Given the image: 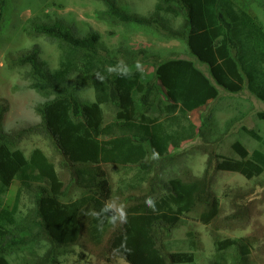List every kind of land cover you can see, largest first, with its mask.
Returning a JSON list of instances; mask_svg holds the SVG:
<instances>
[{"label": "trees", "instance_id": "16d2710c", "mask_svg": "<svg viewBox=\"0 0 264 264\" xmlns=\"http://www.w3.org/2000/svg\"><path fill=\"white\" fill-rule=\"evenodd\" d=\"M96 1L103 4L94 11L97 19L130 25L135 32L183 39L190 53L209 66L218 85L238 91L246 78L248 88L264 101V27L254 14L235 8L231 0H155L153 10L145 15L127 11V4L119 0ZM257 4L264 10V0H257ZM4 6L5 0H0V17ZM22 28L29 37L41 36L56 44L60 55L52 69L41 59L38 44L6 59L8 68L20 70L29 88L47 99L34 106L39 115L34 123L5 130L3 116L9 105L0 98V264H9L8 256L20 250L21 244L41 238L47 248L33 264H59L58 255L78 244L99 247L107 264L116 259L128 264L187 263L193 260L191 254L167 251L163 243V236L182 214L203 205L199 218L213 229L242 228L248 222L250 211L243 198L249 190L230 188L224 194L231 209L223 221L222 207L211 185L216 173L224 170L251 180L258 177L264 172L261 149L248 154L234 141L237 158L210 157L203 174L191 180L158 179L159 196L155 195L156 183L150 182L154 179L148 175L152 170L146 162L148 146L153 153L164 154L170 141L176 146L192 136L185 131L175 132L173 139L162 135V116L176 110L185 114L218 94L190 59L161 60L147 48L127 46L120 52L127 55L124 62L131 66L142 59L139 55L149 52L154 74L146 81L137 70L121 77L107 71L119 59L110 52H100V34L95 29L80 33L71 23L47 13L28 17ZM84 86L93 89V100L79 93ZM207 121L214 126L210 118L205 119L199 133H203L202 127L212 129L205 125ZM33 136H40L51 147L52 159L39 145L27 152L20 146ZM111 164L136 168L135 178L122 190V194L127 192L123 203L128 213L126 224L113 225L101 212L113 196L111 177L104 167ZM146 181L149 187L144 190L142 183ZM14 182L17 187L9 194ZM72 186L82 192L69 201L64 197ZM23 194L31 203L24 216L17 207ZM149 197L156 202V212L145 204ZM93 212L104 218L102 226ZM214 241L218 250L232 248L230 264H246L251 244L258 242V237L247 234L219 241L214 235ZM222 258L217 252L209 264H223Z\"/></svg>", "mask_w": 264, "mask_h": 264}, {"label": "rangeland", "instance_id": "374dc122", "mask_svg": "<svg viewBox=\"0 0 264 264\" xmlns=\"http://www.w3.org/2000/svg\"><path fill=\"white\" fill-rule=\"evenodd\" d=\"M119 1L127 4L124 6L127 11L143 15L153 10L155 4V0ZM231 1L235 8L240 7L254 14L256 20L264 27V10L257 4V0ZM102 7L103 4L96 0H5L3 14L0 17V98L5 99L9 105V109L3 116L5 130L34 123L39 119L34 106L47 99L34 89L29 88L28 80L24 78L20 70L10 69L6 64L8 57H13L18 51L29 49L33 44H38L41 59L51 69L57 66L60 55L58 46L41 36L29 37L22 28L28 17L45 16L47 13L51 17H60L69 24L71 23L80 33L90 28L97 30L100 34L98 44L100 52H110L119 60L127 57L126 53H120L127 46L147 48L150 53L161 60L173 57L190 59L217 88V96L195 110L187 111L185 114H180L176 110L172 114L167 113L162 116V121L164 120L162 135H171L173 139L175 132L185 131L186 134L191 133L192 136L180 140L176 146H173L170 141L168 150L164 154L153 153L148 146L149 154L146 156V162L152 165V170L148 175L154 179L150 182L156 183L154 185L156 187L155 195H162L161 188L156 182L158 179L168 180L172 177H179L191 180L203 174L210 157L211 159L215 156L237 158L238 156L232 148L234 141H239L246 148L248 154H251L255 149L264 151V116L259 115V113H264V101L260 100L248 88L246 78H244V84L240 90L229 91L215 82L209 66L190 53L183 39H169L161 35L145 34L143 31L135 32L131 30L130 25L108 24L97 19L94 15V11ZM178 21V19L175 20L174 25ZM118 49L119 52H117ZM149 52L144 53L145 57L139 55L142 59H138L143 66L139 71L143 81L153 78L154 74L153 57ZM150 58L151 60H149ZM135 64L129 66L131 71L136 70ZM259 65L263 67L262 63ZM241 66V62H239L240 71ZM79 93L87 100L94 98L93 89L90 86L82 87ZM163 94L164 89L161 87L160 95ZM104 111L110 115L109 110L104 108ZM208 118L213 121L214 126L211 127L207 121L205 125L212 129L208 130L206 127H202L203 133H199V127ZM248 131L256 133L260 138H256ZM35 145L41 146L48 157L52 159L54 153L51 147L40 136L24 139L20 144L26 152ZM104 167L111 177L113 187V196L107 201V204L124 203L127 192L122 194V190L131 178H135L133 176L136 172L135 166L131 169H125L123 166L119 168L116 164ZM147 184V181L142 183L144 190L148 189ZM16 187L17 183L14 182L9 194H13ZM211 187L221 204L223 221H225L224 216L231 209L224 194L230 188L235 190L237 187H242L246 191L249 190L243 198V203L248 206L250 211L248 222L242 228L213 229L211 224L203 223L200 220L199 215L203 205H198L196 210L182 214L176 226L163 236V243L167 251L187 252L192 255L191 262L178 264H209L214 262L217 252L223 255L221 263L230 264L232 248L218 250L214 235L217 240L224 241L249 234L256 235L258 242H252L251 254L246 264H264V172L251 180L238 172L219 171L216 173ZM81 192L72 186L64 198L70 201ZM4 196L5 194L2 195V197ZM30 206L29 198L23 194L17 204L22 216ZM193 240L194 243H192ZM21 247L20 250L14 251L8 256L9 264H33L32 261L44 253L47 243L42 238L29 239L25 244H21ZM57 260L59 264H99L101 262L107 264L100 254L99 247H85V245L79 244L70 246L60 253ZM108 264L128 263L123 259H116Z\"/></svg>", "mask_w": 264, "mask_h": 264}, {"label": "clouds", "instance_id": "9594fccd", "mask_svg": "<svg viewBox=\"0 0 264 264\" xmlns=\"http://www.w3.org/2000/svg\"><path fill=\"white\" fill-rule=\"evenodd\" d=\"M142 67L141 62L137 61L135 64L136 70L141 71ZM107 71L110 73L115 72L121 77H127L131 74L129 66L123 60H119L115 66H109ZM97 75L101 80L104 78L99 74ZM145 204L153 212L157 211L156 202L151 197L146 199ZM101 212L104 214V218H107L109 223H112L113 225L117 223L126 224L128 221V213L126 211V206L123 203H108L101 209ZM92 215L100 220V225L102 226L104 218L100 219V214L96 212H93Z\"/></svg>", "mask_w": 264, "mask_h": 264}, {"label": "crops", "instance_id": "0c3cea01", "mask_svg": "<svg viewBox=\"0 0 264 264\" xmlns=\"http://www.w3.org/2000/svg\"><path fill=\"white\" fill-rule=\"evenodd\" d=\"M195 110V109H194ZM193 111V110H192Z\"/></svg>", "mask_w": 264, "mask_h": 264}]
</instances>
